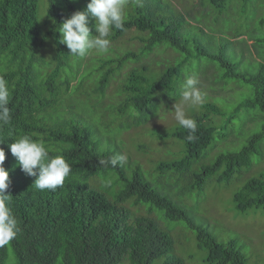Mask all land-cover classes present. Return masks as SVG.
Masks as SVG:
<instances>
[{"label": "trees", "instance_id": "obj_1", "mask_svg": "<svg viewBox=\"0 0 264 264\" xmlns=\"http://www.w3.org/2000/svg\"><path fill=\"white\" fill-rule=\"evenodd\" d=\"M205 1L219 6L228 0ZM156 2L143 0V6L137 7L135 0H129L124 30L112 29L108 38L123 42L129 31L133 33L132 40L137 39L140 45L115 56L108 53L113 48L104 54L93 49L94 61L88 59L91 70L86 76L78 74L75 63L70 65L72 59L81 61L83 57L69 55L67 46L59 41L58 29L73 12L84 11L88 0H48L42 23L38 0H0V76L7 81L11 93V121L0 126V147L5 151L4 167L9 170V206L18 223L16 237L0 247V264H5L9 248L17 264H184L172 253L173 238L162 225L164 222L151 215L153 208L159 209L166 220H183L195 230L198 246L206 251V264H247L236 240L218 241L207 227L189 216L182 203L173 199V187L167 183L187 179V190L191 191L202 190L212 178L229 181L251 164L264 138V123L240 149L219 152L213 161L196 166L213 144L217 131V122L209 116L217 118L224 110L211 98L198 102V111L194 109L196 104L187 102L196 131L190 133L177 125L157 134L160 139L174 138L183 147L177 157L155 162L154 178L139 164L126 162L116 168L99 164V159L121 154L116 136L131 126L147 123L158 99L166 98V107L182 100L178 89L180 71L192 59L205 57L217 62L218 69H222L217 83L225 82L227 86L225 80L234 78L250 86L251 95L230 111L229 118L242 107L258 108L264 113V65L254 73L241 72L223 50L211 52L190 45L183 25V17L188 16L182 13L176 21L166 22L156 17ZM88 26L90 34L95 35L91 17ZM257 41L264 44V38ZM257 41L254 45H258ZM156 44L174 49L184 58L163 68L152 64L160 72L150 77V66L141 58L151 56ZM49 47L52 54L46 58L43 50ZM127 60L135 64L121 78L119 93L124 97L118 105L109 106L106 94L110 81ZM73 79L75 83L69 88ZM23 134L42 140L50 154H62L71 165L62 187L53 191L38 190L32 185L35 177L22 171L8 148L12 138ZM190 134L194 139L187 138ZM106 177L113 180L111 188L101 185ZM233 201L240 212L264 208V172L249 178L234 193ZM140 205L143 213H137Z\"/></svg>", "mask_w": 264, "mask_h": 264}, {"label": "rangeland", "instance_id": "obj_2", "mask_svg": "<svg viewBox=\"0 0 264 264\" xmlns=\"http://www.w3.org/2000/svg\"><path fill=\"white\" fill-rule=\"evenodd\" d=\"M47 1L38 0L41 23L45 18ZM199 1L203 5L199 4ZM153 7L156 17L166 22L176 21V17L180 14L183 13L184 16L186 14L188 17H183V25L187 29L184 35L190 40V45L204 47L211 52L223 50L224 54L237 63L238 71L254 73L258 71L260 65H264V44L257 41L264 38V24L261 23L264 17V0H228L219 6L205 0H157ZM137 32L140 31L137 30ZM128 33L124 36L126 40L123 39V42L111 41L109 48H113L114 51L110 50L109 55L123 54L140 45L137 39L132 40L133 33ZM137 34L142 35V33ZM256 41L258 45H254ZM161 47L162 45L156 44L151 56L146 54L141 58L142 63L145 59L144 61L150 66L148 72L150 77H157L160 72L153 69L152 64L163 68L171 63L177 64L184 58L183 54L172 48L171 51L166 50L165 45ZM43 54L49 58L52 54L50 47L43 50ZM93 55V50H89L81 61L72 59L70 65L75 63L73 67L79 68L78 74L84 73L88 76L91 70L88 62L93 59L91 58ZM78 61L80 62L76 63ZM133 64L135 63L127 60L119 74H114L106 94L109 96V106L111 104L114 107L123 99L124 95L119 93L121 78H124V74ZM219 67L217 62L202 57L192 59L191 63L189 65L186 63L180 71L178 84L180 95L184 90L186 79L195 76L198 80L197 87L202 94L201 102L211 98L224 110L222 114H218L217 118L209 116L217 122V131L214 133L213 144L207 148L206 155L198 160L196 166L213 161L219 152L240 149L264 123V113L258 108L242 107L232 118H229L230 111L251 95L249 92L251 88L249 85H244L243 81L234 78L225 80L227 86L225 82L217 83L221 81L219 71L222 69H218ZM74 83L75 80H71L69 88ZM158 94H164V92L159 91ZM165 99H158L155 113L147 123L131 126L116 136L121 154L127 157V163L139 164L151 178L157 174L154 169L157 160L177 157L181 146L183 147L182 142L174 138L157 137L158 133L169 132L179 125L175 120V105H182L186 115L192 117V112L187 109L185 102L179 99L166 107ZM194 105L195 111L201 109L198 102ZM106 143L105 141L104 144ZM258 147V152L253 155L251 164L236 172L227 182H217L212 178L205 182L202 190L194 188L191 191L187 190L189 187L187 179L182 182L167 183L173 187V199L182 203L189 216L207 227L218 241L226 242L231 238L236 240L245 255L247 264H264V208L251 207L245 212H240L235 208L233 195L249 178L264 172V138ZM144 170V176L148 179ZM145 206L149 205L145 204ZM131 209L136 210L135 207ZM138 209L137 213H143V205H140ZM150 213L164 222L162 225L167 228L174 241L172 253L182 258L184 264H206L204 261L206 251L198 246L195 230L190 229L183 220H166L159 209L153 208ZM8 251L5 264H17L11 248Z\"/></svg>", "mask_w": 264, "mask_h": 264}, {"label": "clouds", "instance_id": "obj_3", "mask_svg": "<svg viewBox=\"0 0 264 264\" xmlns=\"http://www.w3.org/2000/svg\"><path fill=\"white\" fill-rule=\"evenodd\" d=\"M137 7L143 6V0H135ZM129 0H88L84 11H75L70 17L65 18L58 32L59 41L67 46L69 55L83 57L89 50H96L100 54L109 51V36L112 29L124 30L126 21L125 9ZM89 17L95 22V35L90 34L88 26ZM198 80L195 76L186 79L182 92L183 102H200L202 94L197 87ZM10 89L7 81L0 76V126L8 125L11 121ZM175 120L178 124L195 133L196 121L187 116L182 105H175ZM12 138V137H11ZM194 139L193 135L187 137ZM11 154L16 158L22 171L34 176L32 185L38 190H53L62 187L65 178L71 172V165L62 154H50L42 140L33 139L30 135L23 134L12 138L8 144ZM5 151L0 147V247H4L12 241L18 232L17 219L9 206L11 195L7 193L9 188V170L4 167ZM127 157L123 154L110 156L108 159H99V164L105 167L123 166ZM113 180L106 177L101 180L104 188H111Z\"/></svg>", "mask_w": 264, "mask_h": 264}]
</instances>
